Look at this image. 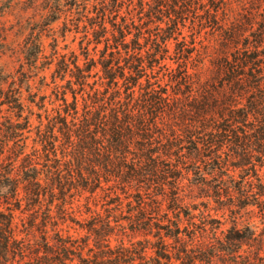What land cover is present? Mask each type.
I'll return each instance as SVG.
<instances>
[{"label": "trees", "instance_id": "16d2710c", "mask_svg": "<svg viewBox=\"0 0 264 264\" xmlns=\"http://www.w3.org/2000/svg\"><path fill=\"white\" fill-rule=\"evenodd\" d=\"M81 9L0 77V264H264V0Z\"/></svg>", "mask_w": 264, "mask_h": 264}, {"label": "rangeland", "instance_id": "374dc122", "mask_svg": "<svg viewBox=\"0 0 264 264\" xmlns=\"http://www.w3.org/2000/svg\"><path fill=\"white\" fill-rule=\"evenodd\" d=\"M61 6V12L57 14L58 18L51 24L44 26L43 21L48 18L56 17L52 15L55 2ZM75 2L74 5L70 3ZM93 0H0V77L14 76L17 79V71L23 65L24 71H27V65L24 63L25 43L27 37L31 33H40L41 40L44 46V53L50 55L54 50L59 54L69 55L71 51L76 54L80 53V40L83 35V25L86 24L84 18H81V7L86 3L91 5ZM77 4L79 8H77ZM76 5V6H75ZM82 19V21H79ZM78 25V28H77ZM55 40V41H54ZM54 43H57L54 48ZM54 68L51 67L45 71L47 81H50V74ZM7 78V84L4 88L7 89L11 78ZM35 81L37 79L35 78ZM24 87V86H23ZM50 89L46 91L48 94ZM26 96V92H24ZM3 115H10L15 119L14 111H7V106H0ZM27 111L24 112L25 115ZM30 140L35 137L34 127L37 125L35 116L31 118ZM16 221L18 231L22 229L19 218L24 217L19 212H16ZM19 216V218H17ZM246 218V217H243ZM260 213L254 208V213L249 219L250 222L260 227ZM25 220V219H24ZM229 226V223L226 225ZM21 233V232H20ZM70 233H73L70 231Z\"/></svg>", "mask_w": 264, "mask_h": 264}]
</instances>
